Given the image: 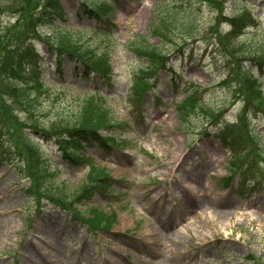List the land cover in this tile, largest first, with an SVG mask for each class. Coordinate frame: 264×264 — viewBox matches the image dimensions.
<instances>
[{
  "label": "rangeland",
  "instance_id": "rangeland-1",
  "mask_svg": "<svg viewBox=\"0 0 264 264\" xmlns=\"http://www.w3.org/2000/svg\"><path fill=\"white\" fill-rule=\"evenodd\" d=\"M53 1L0 7V38L32 43L38 58L19 79L0 75V264H264V116H249L254 142L241 131L252 148L245 155L212 137L243 106L229 73L252 71L264 94V64L248 62L263 63L264 0H56L65 18L43 26L36 18ZM83 2L102 15L88 18ZM161 5L192 16L185 43L177 26L152 28ZM246 14L254 24L230 34L229 20ZM140 39L168 57L152 77L149 62L129 51ZM69 40L108 64L109 80L79 77L66 55L58 63L55 48ZM190 90L205 112L221 114L215 123L198 113L181 124L177 109ZM79 113L98 126L110 119L97 133L115 145L86 138L75 160L65 158L62 144L78 146L65 128ZM26 136L38 160L27 158ZM31 163L47 188L70 190L69 210L26 176Z\"/></svg>",
  "mask_w": 264,
  "mask_h": 264
},
{
  "label": "trees",
  "instance_id": "trees-1",
  "mask_svg": "<svg viewBox=\"0 0 264 264\" xmlns=\"http://www.w3.org/2000/svg\"><path fill=\"white\" fill-rule=\"evenodd\" d=\"M9 4V0H0V7L2 3ZM15 2V1H12ZM84 9V15H86L90 19H98L99 16H101V12L97 9L96 6L89 7L85 5V3H82L80 5ZM12 9V7H11ZM182 11L179 9H168L167 7L164 6H158L156 10L154 11V22L152 28L156 33L160 29H167L168 26H176L179 28L181 31V38L180 41L185 43L184 37H188L191 35L194 27H193V18L191 15H184L181 14ZM22 17L25 19H28L29 22L26 24V28H29L30 25L29 23L32 22V16L31 14L27 11L22 13ZM65 18V14L61 9V6L54 0L52 4H50L47 8L46 11H44L41 15H39L38 18H36V21L41 22L43 26H49L51 27L52 23L54 20H60L63 21ZM231 25H232V31L230 34L236 35L239 32L243 34V29L246 28V24L252 25L254 24L253 20L246 14L244 16H241L240 18H232L229 20ZM246 23V24H245ZM32 26V25H31ZM34 27V26H33ZM38 28H36L37 30ZM166 30H164L165 32ZM163 32V30H162ZM155 33V34H156ZM162 34V33H161ZM229 34V35H230ZM19 35V34H18ZM156 34L155 36H157ZM165 36L167 39L166 34H162ZM21 36V35H20ZM16 36L15 39V44L12 46H9L8 42L5 43V40L3 38H0V64L3 65V62H6L7 65L0 68V75L5 76H10L11 78L19 79L21 78L27 71H30L29 69L32 68V65L36 61L37 54L33 48V44L26 45L25 40L22 41V38ZM162 38L160 37V40ZM166 41V40H164ZM168 42V41H167ZM175 41L173 39L169 40V43L172 44ZM182 43V44H183ZM59 47H55L56 55L58 58V63L60 62V58L63 55H66L70 61L75 63L74 70L76 72L81 71V73H77L78 76L87 79L90 76L94 75L97 76L103 80H109V73H110V67L108 64H105V67L103 63H97L94 60H91L90 58H87L84 54V52L81 51L80 48H73V42L69 40L67 43H58ZM175 43V47H176ZM11 49V51H10ZM180 50V49H179ZM177 50V52H179ZM260 51L259 54L263 58V63L261 61H256L255 58L251 59L250 64L254 65H262L264 64V41L261 43V47L258 48ZM129 51L136 55L137 57L144 58L147 60L149 63L147 64V68L149 70V74H145L146 77H152V74L157 71L164 69L167 64L168 57L165 56L163 53L159 51L157 47L151 46L147 40H138L136 43H131L129 45ZM9 52H12L14 56H12L11 61L6 59L5 56L8 55ZM11 53V54H12ZM256 53H253V56ZM38 59V58H37ZM33 63V64H32ZM241 69L243 70L242 67H237V70ZM37 74V73H36ZM228 75L232 77L237 78V89L235 93L237 96L242 100L243 106L241 109V113L237 115L236 121L234 122V125H224L220 127L214 134L213 138L219 142L221 147L223 149H228V150H234V155L239 152L244 153L245 155L248 152L252 151V148L250 145L246 147L245 140L242 139L241 136V131L243 128H245V134L249 136V138L254 142L255 137L250 132L246 130L247 127H249V119L250 115L253 117L257 116H264V94L261 89V82L259 81L258 77L252 73V71H242L241 75H235L233 76L232 73H229ZM38 84L40 87H44V84L42 82L38 81ZM147 89V88H146ZM145 89V90H146ZM198 91L197 90H190L189 93L185 95V99L183 102H181L180 107L177 109V113L179 115V121L181 124L185 125V127L189 126L188 121L191 120L192 118L196 117L198 113H205L207 116H205L207 119H209V122L215 123L219 117H221V114L219 113L218 115H214V113L210 112H205L203 109L202 105L199 102L198 99ZM1 111V110H0ZM81 112V111H79ZM1 113V112H0ZM79 113V116H83L80 118H85V120L82 122L79 118L77 117V121H75L74 124L73 121L69 122L70 124L66 126V133L67 136L72 140L73 143L78 144L76 145H70V144H62V153L65 158H69L71 160H75L76 152L81 147L82 143L86 142V138H90L92 142L97 144L98 146H101L103 148L108 147H113L115 145L114 141H111L112 139L103 137L100 134L97 133L98 130L101 128H108L112 124L111 120L106 118L105 120H101L103 124L100 126L97 125V120L98 118H93L92 117H87L85 113ZM91 114V113H90ZM85 116V117H84ZM77 124H82L84 126L79 127ZM50 135V134H49ZM23 136L24 133H23ZM205 136H208L206 134ZM250 141V140H249ZM25 153L27 154V158L33 159L35 158L38 160L36 153L37 150L31 146L30 143V138L25 137ZM39 156V155H38ZM242 156V155H239ZM30 163V162H29ZM41 169H39L37 166L34 165V163H31L29 166L28 174L26 175L30 180L35 182L36 186L38 189L41 188L43 192H45L48 196L51 195L54 199L50 198L49 200L52 201V203L59 208L67 209L68 205L66 204V196L68 195V192L70 190L65 189L64 190H52L51 188H47V184L45 185L44 182L46 183V180H42V177L45 172H40ZM42 173V176H41ZM106 178H97L94 180H97L98 185L100 187V182L99 181H104ZM97 188V185L95 184V187ZM86 190V189H82ZM63 191V192H62ZM64 193V194H63ZM77 193L76 190L72 192V194ZM33 197V196H31ZM34 198L36 201L38 200V196H35ZM76 198H78L76 196ZM58 201H56V200ZM69 210V209H67ZM83 219V218H81ZM96 223L100 224L101 221L103 220L102 216L99 218H95ZM89 223L88 221H86ZM91 224V222L89 223ZM92 225V224H91ZM93 227H96L94 225ZM98 228V226L96 227ZM100 229H103V227H99Z\"/></svg>",
  "mask_w": 264,
  "mask_h": 264
},
{
  "label": "bare ground",
  "instance_id": "bare-ground-1",
  "mask_svg": "<svg viewBox=\"0 0 264 264\" xmlns=\"http://www.w3.org/2000/svg\"><path fill=\"white\" fill-rule=\"evenodd\" d=\"M181 48H182V46H176V47H175V50L177 51V50H179V49H181ZM203 125H205V123H203ZM207 125H209V123H208ZM58 208H59V207H58ZM44 258H45V259H48V255H45Z\"/></svg>",
  "mask_w": 264,
  "mask_h": 264
}]
</instances>
